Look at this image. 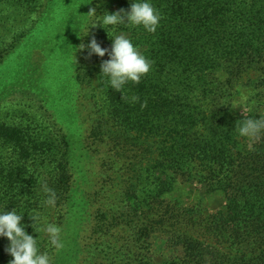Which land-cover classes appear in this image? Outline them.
I'll return each instance as SVG.
<instances>
[{"label":"rangeland","instance_id":"obj_1","mask_svg":"<svg viewBox=\"0 0 264 264\" xmlns=\"http://www.w3.org/2000/svg\"><path fill=\"white\" fill-rule=\"evenodd\" d=\"M151 2L161 16L155 33L125 25L118 26L115 32L112 28L107 32L101 26L91 28L95 26V20L88 15L92 9L98 15L128 11L131 0H37V6L33 0H24L23 5L0 2V123L23 131L32 146L41 147L23 162L13 148L0 143V162L11 164L13 170L25 167L27 174L19 171L18 181L24 183L34 177L37 182L34 195L26 194L28 189L23 188L11 191L5 186L8 173L3 174L0 200L27 195L23 199V219L27 233L36 239L39 234L31 216L62 228V250L53 249L44 233L38 241L53 264H113L118 252L130 250L135 258L149 259L155 264L183 257L182 249L173 246L175 242L167 230H156L148 222L142 224L139 213H130L129 206L135 195L140 200L141 192L152 191L147 169L154 164L152 159L159 149L167 146V134L149 137L150 133L131 131L124 120L120 121L109 101L114 89L108 86L106 77H101L100 65L109 59L108 55L88 58L87 52L78 51L93 36L110 51L113 36L123 33L150 61L162 54L164 40L154 38L168 31L164 22L169 12L164 4L157 8ZM228 17L222 28V33L228 30V34L222 37L239 45L240 33L248 34L243 31L248 22L239 16ZM180 28L178 23L171 28L177 37ZM86 29H90L89 35L84 37ZM194 44L198 49L203 41ZM263 65H242L231 80L221 72L210 76L212 84L216 80L226 81L233 95L229 105H219L221 114L217 120L222 127L215 133L218 149H226L239 140L235 133L237 123L248 117L250 110L264 117ZM150 73L142 79H148ZM174 78L168 81L169 85ZM149 104L142 107L151 111L153 106ZM181 105L177 102V106ZM193 169L185 167L173 175L175 182L164 197L165 207L189 209L203 219L225 210L231 192L203 186ZM66 173L72 190L78 193L74 200L76 208L72 209L73 205L71 208L56 194L55 207L42 206L46 198L44 185L58 191ZM239 177L241 172L234 173L231 183H237Z\"/></svg>","mask_w":264,"mask_h":264},{"label":"trees","instance_id":"obj_2","mask_svg":"<svg viewBox=\"0 0 264 264\" xmlns=\"http://www.w3.org/2000/svg\"><path fill=\"white\" fill-rule=\"evenodd\" d=\"M7 1L24 4V0H0ZM36 2L33 0L34 6ZM153 2L157 8L164 4L169 12L164 22L168 31L154 38L164 40L161 47L164 51L150 58L152 68L148 79L124 86L125 99L122 92L115 90L109 98L114 113L120 115L119 120H124L131 131L150 133L148 136L153 138L165 134L168 137L167 146L159 149L152 159L154 164L147 169L153 189L141 192L140 200L137 195L130 200V213L138 212L139 222L144 225L148 222L156 230H167L175 242L173 246L182 249V258L160 264H264V136L254 144L253 150L248 149L247 142L243 143L244 138L226 149H218L215 133L222 127L217 120L221 114L219 105H229L233 95L226 81L210 82V76L218 72L227 74L231 80L238 67L264 63V0ZM231 15L248 22L243 29L248 34L240 33L239 45L222 37L228 34V30L222 33V28ZM175 23L181 26L178 37L171 29ZM199 40L203 44L197 49L194 43ZM172 76L175 78L169 85ZM261 84L264 86V81ZM133 96L137 97L135 102L131 100ZM140 102H149L152 110L142 107ZM177 102L182 105L177 106ZM211 107L215 109L212 111ZM248 115L249 118L261 117L254 109ZM0 143L13 148L23 162L33 157L34 150L41 149L36 144L32 146L23 131L1 123ZM10 165L0 162V176L8 173L4 178L5 186L11 191L23 188L28 189L26 194H36V179L31 177L24 183L19 182L18 172L26 175L25 167L13 170ZM185 167H193L195 176L201 177L200 183L210 190L231 192L225 210L203 219L189 209L165 207L164 197L174 186L173 175ZM240 172L239 181L231 183L233 174ZM62 178L64 182L55 194L74 209L78 193L72 190L67 173ZM26 196L11 195L9 200L1 199L0 209L16 208L22 213ZM22 223L25 225L24 219ZM9 244L7 238H0V264H9L13 259L5 251ZM113 264L155 263L135 258L130 250L118 252Z\"/></svg>","mask_w":264,"mask_h":264},{"label":"clouds","instance_id":"obj_3","mask_svg":"<svg viewBox=\"0 0 264 264\" xmlns=\"http://www.w3.org/2000/svg\"><path fill=\"white\" fill-rule=\"evenodd\" d=\"M89 16L95 20V26H101L108 32V28L115 29L120 25L129 28H142L147 33H155L159 26L161 16L159 11L153 6L151 0H131L130 10H120L114 14L104 12L98 15L95 9H92ZM90 28V29H91ZM90 29H86L89 35ZM78 51L87 52L88 58L93 55L100 58L108 55L109 59L102 61L100 69L101 77L107 78V84L116 92L123 93L124 86L129 82L139 83L142 77L151 71L152 62L142 53L140 48L127 37L126 34H115L113 36L112 48L109 51L93 36L87 44H81ZM135 102L137 97H131ZM243 103V99L240 101ZM235 133L240 138L248 141L247 147L253 150L254 144L264 136V117L248 118L239 121ZM43 191L45 199L42 200V206L55 207V192L44 185ZM0 209V238H7L10 241L5 249L6 253L13 259L9 264H53L52 258L47 251H41L38 241L41 233L48 237L50 246L57 252L65 247L62 239V228L54 223L42 220L41 218L31 216L35 221L33 227L39 238L36 239L26 231V225L22 223L24 213L16 208L12 211ZM40 224L37 227V224Z\"/></svg>","mask_w":264,"mask_h":264}]
</instances>
